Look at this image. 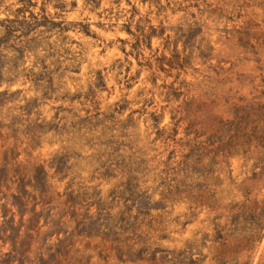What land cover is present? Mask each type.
Listing matches in <instances>:
<instances>
[{"label": "rangeland", "instance_id": "rangeland-1", "mask_svg": "<svg viewBox=\"0 0 264 264\" xmlns=\"http://www.w3.org/2000/svg\"><path fill=\"white\" fill-rule=\"evenodd\" d=\"M0 264H264V0H0Z\"/></svg>", "mask_w": 264, "mask_h": 264}]
</instances>
